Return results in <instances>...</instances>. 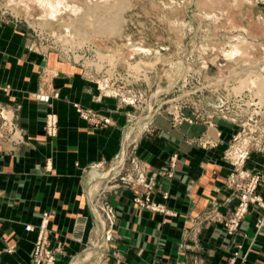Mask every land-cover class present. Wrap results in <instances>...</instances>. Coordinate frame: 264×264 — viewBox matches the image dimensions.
I'll use <instances>...</instances> for the list:
<instances>
[{"label": "crops", "instance_id": "1", "mask_svg": "<svg viewBox=\"0 0 264 264\" xmlns=\"http://www.w3.org/2000/svg\"><path fill=\"white\" fill-rule=\"evenodd\" d=\"M96 82L53 53L29 51L21 36L0 37V105L16 111L24 134L18 146L0 139V264H33L37 232L25 225L37 227L44 212L50 244L63 243L56 264H228L234 253L264 264V207H252L234 231L227 225L243 184L242 166L224 158L230 125L219 121L212 135L220 143L211 148L196 142L204 125L175 126L157 114L132 133L131 106ZM51 110L56 137L44 131ZM137 140L138 172L121 182L119 160ZM243 168L264 173V155L252 154ZM258 193L264 200V179ZM146 195L166 212L141 207L136 198Z\"/></svg>", "mask_w": 264, "mask_h": 264}, {"label": "rangeland", "instance_id": "2", "mask_svg": "<svg viewBox=\"0 0 264 264\" xmlns=\"http://www.w3.org/2000/svg\"><path fill=\"white\" fill-rule=\"evenodd\" d=\"M19 36L29 51L82 67L101 89L130 105L132 133L157 114L175 126L204 125L196 142L211 148L220 143L212 135L219 121L227 122L224 158L242 166L240 194L255 174L243 167L252 154L264 155V78L262 84L247 81L255 78L250 73H264V0H0V37ZM83 111L93 119V111ZM8 138L24 143L16 111L0 105V139ZM138 143L119 160L132 169L115 174L121 182L138 172ZM256 174L264 179L262 171ZM147 198L151 207L161 204L150 195L138 199ZM107 206L100 210L109 226Z\"/></svg>", "mask_w": 264, "mask_h": 264}, {"label": "built area", "instance_id": "3", "mask_svg": "<svg viewBox=\"0 0 264 264\" xmlns=\"http://www.w3.org/2000/svg\"><path fill=\"white\" fill-rule=\"evenodd\" d=\"M78 108L77 111L85 118L91 119L90 114L84 112L78 104H76ZM45 134L49 137H56L59 132V118L55 111L51 110L48 112L45 121ZM261 182V176L259 174H252L248 180L245 189L242 191L240 195L239 204L234 212V214L228 220V228L229 231H234L239 228L242 224L243 219L246 214L250 211V209L254 206L264 207V200L261 195L258 193V187ZM139 204L146 205L147 207H151V201L149 198L146 200L136 199ZM152 209H156L158 211H164L163 204H153ZM104 217L105 222L107 223V219L104 214L101 213V217ZM50 221L51 214L49 212H44L42 215V219L40 224L35 227L32 224L25 225L26 231H36L37 237L34 243V248L32 251V261L33 264H56L57 255L63 249V243L59 242L55 245H51V230H50ZM103 221V220H102ZM239 254L234 253V255L229 259L228 264H246L245 258H242L241 261H238ZM154 264V263H149Z\"/></svg>", "mask_w": 264, "mask_h": 264}, {"label": "bare ground", "instance_id": "4", "mask_svg": "<svg viewBox=\"0 0 264 264\" xmlns=\"http://www.w3.org/2000/svg\"><path fill=\"white\" fill-rule=\"evenodd\" d=\"M104 55V54H103ZM144 63V62H143ZM141 64V63H140ZM140 64H137L135 67H139L140 66ZM148 64V63H147ZM147 64H145V65H147ZM144 65V64H143ZM133 67V66H132ZM249 75H252V76H254L255 78L252 80V78H251V80L249 79V81H247V82H249V83H252V84H254V83H263L262 81V79L264 78V73L262 72V71H260V70H258L257 72H255V73H250ZM241 82H242V84L241 85H243V80H240ZM256 81H259V82H256ZM249 83H247V84H249ZM246 85V84H245ZM94 188H96V189H98V185L97 186H95ZM76 264H78V263H76Z\"/></svg>", "mask_w": 264, "mask_h": 264}]
</instances>
